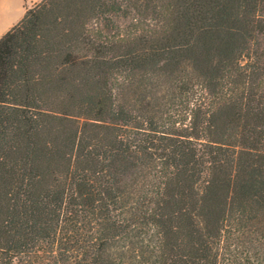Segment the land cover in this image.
<instances>
[{
    "label": "trees",
    "instance_id": "obj_1",
    "mask_svg": "<svg viewBox=\"0 0 264 264\" xmlns=\"http://www.w3.org/2000/svg\"><path fill=\"white\" fill-rule=\"evenodd\" d=\"M64 1L0 38V264H264V0Z\"/></svg>",
    "mask_w": 264,
    "mask_h": 264
},
{
    "label": "crops",
    "instance_id": "obj_2",
    "mask_svg": "<svg viewBox=\"0 0 264 264\" xmlns=\"http://www.w3.org/2000/svg\"><path fill=\"white\" fill-rule=\"evenodd\" d=\"M42 0H0V38L24 16L25 9Z\"/></svg>",
    "mask_w": 264,
    "mask_h": 264
},
{
    "label": "rangeland",
    "instance_id": "obj_3",
    "mask_svg": "<svg viewBox=\"0 0 264 264\" xmlns=\"http://www.w3.org/2000/svg\"><path fill=\"white\" fill-rule=\"evenodd\" d=\"M40 3L36 4L37 10H41L43 6L48 8L46 16L42 20V29L50 27L55 20H60L65 15L67 5L64 0H60V2L58 0H45L42 4Z\"/></svg>",
    "mask_w": 264,
    "mask_h": 264
}]
</instances>
